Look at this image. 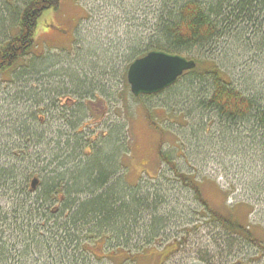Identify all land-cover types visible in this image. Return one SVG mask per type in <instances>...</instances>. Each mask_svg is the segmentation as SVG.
<instances>
[{
	"label": "rangeland",
	"instance_id": "rangeland-1",
	"mask_svg": "<svg viewBox=\"0 0 264 264\" xmlns=\"http://www.w3.org/2000/svg\"><path fill=\"white\" fill-rule=\"evenodd\" d=\"M25 1L0 0V45L16 34ZM255 4L243 18H224L218 38L188 55L200 63L197 75L185 73L167 91L134 97L127 64L148 41V0H60L56 11H44L38 19L29 54L0 76V170L21 173L25 164L31 171L37 164L41 183L44 177L86 168L99 154L95 165L106 170L105 188L119 185L113 190L120 203L129 192L143 202L129 221L136 225L129 235L136 238L123 246L133 254L147 244L148 252L143 249L135 263L121 264H264V250L212 223L170 169L173 165L197 184L217 214L230 213L244 224L247 207H253L246 223L264 245V151L259 150L264 145L251 141V122L247 133L234 138L227 125L200 105L213 66L244 94L264 92V45L258 50L264 44V22L257 24L264 11L256 13ZM161 142L162 156L171 166L159 159ZM87 182L81 181L78 192H98ZM10 184L0 188V212L6 217L2 241L10 257L6 264H120L105 259L120 243L110 232L111 241L93 254L73 252L94 244L83 240L84 232L78 233V242L61 240L60 216L68 212L57 215L55 210L65 192L56 195L59 200L49 206L54 217L40 229L44 217L18 219L22 210L12 207ZM18 192L16 188L14 198ZM74 194L71 201L78 202L90 195ZM62 247H68L67 256L58 252Z\"/></svg>",
	"mask_w": 264,
	"mask_h": 264
},
{
	"label": "trees",
	"instance_id": "trees-1",
	"mask_svg": "<svg viewBox=\"0 0 264 264\" xmlns=\"http://www.w3.org/2000/svg\"><path fill=\"white\" fill-rule=\"evenodd\" d=\"M226 1L227 3L225 4ZM253 3H256L255 5L257 6L256 13L258 8L264 11V0H148L150 24L148 41L146 45L143 44L142 50L137 49L132 53L131 57L128 58L127 67L134 60L145 56L151 51H162L167 54L183 56L187 60H193L195 68L185 73L190 74L189 76L197 75V67L200 63L188 55L193 50L201 52L207 48L211 42L218 38L222 21L226 18H231V20L243 18V14L247 13L245 11L246 8H252ZM59 4L60 0L25 1L22 10L17 15L16 34L0 45V76L10 72L18 61L29 54L34 46L37 21L41 14L48 10L56 11ZM262 18L257 24L259 22L263 24L264 14ZM256 20H258L257 17ZM263 45L262 43L258 50H261ZM206 74L209 76L210 84L205 97L200 101L201 107L213 112L221 124L227 125L228 131L232 133L230 135L234 136V138L243 136V132L247 133L248 124L251 122L249 126L255 128V131L249 129L248 132L251 134V141H262L257 143V145H264V92L256 96L244 94L242 90L233 87L227 82L215 66ZM148 123L155 131L159 132L149 115ZM244 124H247V130L244 128ZM21 131L23 130L21 129ZM24 132H27V129H24ZM256 134L260 135L261 138L259 140L255 138ZM233 140L236 141L237 139ZM17 142L19 143V141ZM23 144L22 141L21 145ZM37 145H34V147L36 148ZM161 145L162 142L158 147L159 159L161 162L171 166L170 160L162 156ZM76 150L70 151L72 153ZM259 150L264 151V149ZM20 157L21 155L19 154ZM97 157H99V154L96 156V160L90 162L91 166L89 164L86 168L77 170L75 173H69V175L59 174L57 176L44 177V182L41 183L38 180V176L41 173L37 168V164L32 171L28 169V164H25V168L24 170L22 169L21 173L16 172L17 169L15 168L7 170L2 168L0 170V188L4 187L5 184L12 183L9 185L14 188L13 193H11L12 207L22 210V215L18 219L23 222H30L34 218L44 217L46 221L40 226V229L47 226L49 219L54 217L53 213L55 211L57 215L60 210L68 212L66 215L60 216L63 220L61 223V240L67 242V244L74 243V241L78 242V233L84 232L85 237L83 240H90L94 243L93 245H82L80 246L81 249L73 250L74 253L79 251L93 254V250H96L99 246L103 248V242L111 241L107 240L110 232V235L114 236L113 239L120 243L109 249L110 252L105 256V259L113 263L118 260L120 264L122 261L125 262L127 260L135 263L136 256L143 252V249L148 252V245L146 244L145 247L140 249V252L133 254L126 251L127 249L123 245L136 238L129 235L136 226L135 224L130 225L129 221L137 214L143 202L135 198V192H129L127 201L118 202L119 197H116L114 190L115 186L119 187V185L116 184L113 188L114 190L110 189V187L105 188L106 170L104 168V171L102 167L95 165L96 162H99ZM20 163L24 162L21 160ZM170 169L181 184L180 186L191 192L193 199L202 206L212 223L218 224L232 234H240L254 247L264 250L263 243L254 237L251 231L252 226L246 223V219L252 213L253 207H247L246 216L243 217L244 224H240L239 218H236L237 216L234 218L230 213L227 215L217 214L206 205L202 198L200 187L197 184L193 183L188 176L178 172L173 165ZM30 177L32 178L29 180ZM92 177L93 180H90ZM33 178L38 180V184L34 190H30V182ZM82 180L89 181L87 182L89 183L87 187L96 188L98 192L91 194L89 192L87 194L90 195L86 194L87 196L82 192H78L84 186L81 183ZM38 186L40 190L37 192ZM16 188L19 192L17 197L14 198ZM60 192H65L66 199L61 202L62 207L60 206L59 210H55L52 213L49 206L55 203L57 199L59 200L56 195ZM73 193H75L74 195L84 194L86 197L83 198L82 202H78L79 199L76 198L71 201V194ZM226 195L227 193H225ZM3 222H6V217L0 212V264H6V257H9V251L5 249L6 243L2 241L4 235V231L1 230ZM122 231H125L126 234L124 235ZM36 234L37 232L34 236ZM26 237L32 236L26 232ZM178 244L179 242H176V246ZM58 252L67 256L68 247H62ZM143 257H148V255H143Z\"/></svg>",
	"mask_w": 264,
	"mask_h": 264
},
{
	"label": "water",
	"instance_id": "water-1",
	"mask_svg": "<svg viewBox=\"0 0 264 264\" xmlns=\"http://www.w3.org/2000/svg\"><path fill=\"white\" fill-rule=\"evenodd\" d=\"M194 68L195 62L183 56L151 51L129 65L126 80L134 97L151 96L172 87L183 73ZM37 184L38 180L33 178L30 190Z\"/></svg>",
	"mask_w": 264,
	"mask_h": 264
},
{
	"label": "flooded vegetation",
	"instance_id": "flooded-vegetation-1",
	"mask_svg": "<svg viewBox=\"0 0 264 264\" xmlns=\"http://www.w3.org/2000/svg\"><path fill=\"white\" fill-rule=\"evenodd\" d=\"M148 262V261H147Z\"/></svg>",
	"mask_w": 264,
	"mask_h": 264
}]
</instances>
